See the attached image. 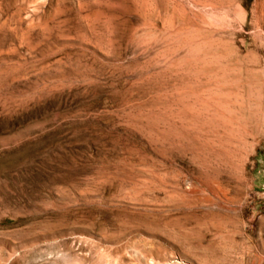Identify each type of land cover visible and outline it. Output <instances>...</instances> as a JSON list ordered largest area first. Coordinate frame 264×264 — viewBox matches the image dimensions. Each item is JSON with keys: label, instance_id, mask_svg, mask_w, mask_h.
Here are the masks:
<instances>
[{"label": "rangeland", "instance_id": "rangeland-1", "mask_svg": "<svg viewBox=\"0 0 264 264\" xmlns=\"http://www.w3.org/2000/svg\"><path fill=\"white\" fill-rule=\"evenodd\" d=\"M0 264H264V0H0Z\"/></svg>", "mask_w": 264, "mask_h": 264}]
</instances>
